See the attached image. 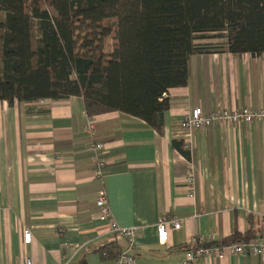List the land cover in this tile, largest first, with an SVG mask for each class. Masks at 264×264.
Segmentation results:
<instances>
[{
	"label": "crops",
	"instance_id": "obj_1",
	"mask_svg": "<svg viewBox=\"0 0 264 264\" xmlns=\"http://www.w3.org/2000/svg\"><path fill=\"white\" fill-rule=\"evenodd\" d=\"M166 96L162 133L119 111L88 115L80 96L0 100V264H25L26 258L114 264L99 249L110 243L124 249L126 241L110 219L94 218L102 188L112 220L137 230L128 249L137 264H182L195 236L215 246L247 229L249 214L264 217V119L193 131L189 158L173 143L182 142L179 122L195 106L206 112L264 108V54H191L186 85ZM94 142L105 146L101 179L93 173ZM188 160L194 164L193 197L184 183ZM162 215L181 222L179 229L168 226L165 244L157 235ZM24 229L30 243L23 241ZM191 264H264V256H199Z\"/></svg>",
	"mask_w": 264,
	"mask_h": 264
},
{
	"label": "trees",
	"instance_id": "obj_2",
	"mask_svg": "<svg viewBox=\"0 0 264 264\" xmlns=\"http://www.w3.org/2000/svg\"><path fill=\"white\" fill-rule=\"evenodd\" d=\"M207 52L264 54V0H0V100L9 104L80 96L88 115L119 111L162 133L166 93L186 85L189 56ZM247 218L217 243L264 235V217Z\"/></svg>",
	"mask_w": 264,
	"mask_h": 264
},
{
	"label": "built area",
	"instance_id": "obj_3",
	"mask_svg": "<svg viewBox=\"0 0 264 264\" xmlns=\"http://www.w3.org/2000/svg\"><path fill=\"white\" fill-rule=\"evenodd\" d=\"M255 119H264V108L254 109L249 106L241 109L218 108L212 111H203L199 106L193 107L188 114H186L179 122L181 130L178 135L182 140V147L190 151L194 147L192 133L198 129H204L211 124H219L222 126H235L240 122L250 124ZM94 124L91 117H88L86 130L92 132ZM94 152V170L93 173L96 178H102L105 175V146L101 142H94L92 145ZM184 183L186 193L193 197L195 194V174L194 164L188 160L186 172L184 175ZM95 205L98 212L94 218L110 219V226L116 233L126 241V247L114 256V264H137L134 255L128 249L136 236L137 230L134 227H119L115 221L112 220L111 213L108 207V200L106 191L102 188L98 191L95 197ZM181 225L180 220L174 215H162L157 222L158 242L165 244L168 234V226L173 229H179ZM24 243H30L31 232L29 229L23 231ZM195 243L194 250L186 253L182 264H191L199 256H211L217 259H222L226 254H253L264 256V238L255 237L248 241H237L229 244H218L215 246H206L208 239L205 236L197 235L193 239ZM25 264H36L31 258L25 259Z\"/></svg>",
	"mask_w": 264,
	"mask_h": 264
},
{
	"label": "rangeland",
	"instance_id": "obj_4",
	"mask_svg": "<svg viewBox=\"0 0 264 264\" xmlns=\"http://www.w3.org/2000/svg\"><path fill=\"white\" fill-rule=\"evenodd\" d=\"M100 58H98V62H99Z\"/></svg>",
	"mask_w": 264,
	"mask_h": 264
}]
</instances>
